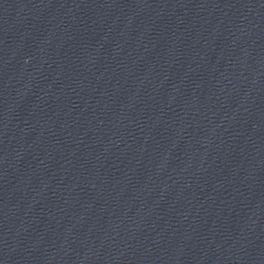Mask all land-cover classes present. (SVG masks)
I'll return each instance as SVG.
<instances>
[{"label": "water", "instance_id": "95a60500", "mask_svg": "<svg viewBox=\"0 0 264 264\" xmlns=\"http://www.w3.org/2000/svg\"><path fill=\"white\" fill-rule=\"evenodd\" d=\"M0 264H264V0H0Z\"/></svg>", "mask_w": 264, "mask_h": 264}]
</instances>
